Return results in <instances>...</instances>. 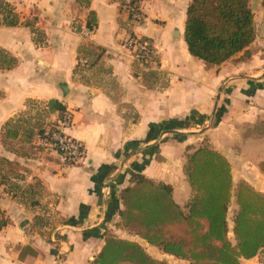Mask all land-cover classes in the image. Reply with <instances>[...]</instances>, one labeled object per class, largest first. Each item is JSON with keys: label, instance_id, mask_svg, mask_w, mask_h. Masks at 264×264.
Listing matches in <instances>:
<instances>
[{"label": "crops", "instance_id": "obj_1", "mask_svg": "<svg viewBox=\"0 0 264 264\" xmlns=\"http://www.w3.org/2000/svg\"><path fill=\"white\" fill-rule=\"evenodd\" d=\"M3 1L21 23L36 18L38 35L22 24L0 27V51L17 61L0 70V264H92L106 236L123 233L119 193L136 175L170 186L186 212L187 157L201 147L229 162L233 188L244 182L264 195V137H245L264 123V28L213 66L184 42L191 0H142L140 23L122 0ZM90 12L96 27L85 36ZM129 37L151 43L155 66L133 60L122 46ZM49 100L66 108L63 133L83 145L82 163L67 165L40 146L34 124L58 122ZM25 248L36 256L21 259ZM240 264H264V249Z\"/></svg>", "mask_w": 264, "mask_h": 264}, {"label": "trees", "instance_id": "obj_2", "mask_svg": "<svg viewBox=\"0 0 264 264\" xmlns=\"http://www.w3.org/2000/svg\"><path fill=\"white\" fill-rule=\"evenodd\" d=\"M264 7V0H263ZM36 18L21 23L13 6L0 0V27L20 24L37 36ZM96 15L90 12L86 28L93 31ZM254 17L249 0H191L186 10L184 42L189 54L207 65L219 66L245 51L255 40ZM38 43L37 38L34 39ZM17 61L0 51V70H11ZM47 110L68 116L57 100L47 102ZM56 124H34L36 135L56 132ZM245 137H264V123L246 131ZM13 138H17L14 132ZM50 138V137H49ZM185 174L193 197L184 212L172 198L168 185L155 184L141 175L119 193L122 209L118 226L132 232L163 254L187 264H240L264 249V195L241 182L233 188L229 162L215 151L201 147L187 157ZM264 172V165L260 166ZM234 189L236 213L233 217L234 243L228 239L227 214ZM1 216V213H0ZM7 221L0 219V230ZM24 251L36 256L30 248ZM92 264H167L152 258L132 241L107 235Z\"/></svg>", "mask_w": 264, "mask_h": 264}, {"label": "built area", "instance_id": "obj_3", "mask_svg": "<svg viewBox=\"0 0 264 264\" xmlns=\"http://www.w3.org/2000/svg\"><path fill=\"white\" fill-rule=\"evenodd\" d=\"M141 1L122 0L121 8L128 14L132 23H140L143 21V13L140 8ZM122 46L139 65L146 68L155 66L156 57L154 48L147 40L129 37L123 42ZM70 126L71 119L68 115L62 121L57 122L56 132L52 135H48V128H46L44 137H39V143L47 151L57 154L65 164L73 166L82 163L84 159V148L80 142L69 138L63 133Z\"/></svg>", "mask_w": 264, "mask_h": 264}, {"label": "rangeland", "instance_id": "obj_4", "mask_svg": "<svg viewBox=\"0 0 264 264\" xmlns=\"http://www.w3.org/2000/svg\"><path fill=\"white\" fill-rule=\"evenodd\" d=\"M249 8L253 14L254 17V28H255V33H256V37L255 39H259L261 33H263L262 29L264 28V7H263V0H249ZM92 32H89L87 29L83 30V34L86 36H89ZM258 47H260V45H258ZM249 52L245 53L243 56L240 57V59L238 60H245L247 57H249ZM32 104H29V106H31ZM36 105V104H35ZM37 112L40 109H34ZM251 188H253L251 185H249ZM236 188V187H235ZM254 189V188H253ZM255 190V189H254ZM232 199L229 205V209H228V214H227V221H228V239L232 244L234 243V236L232 234V227H233V217L236 213L237 210V206L235 204V198H234V189H233V193H232ZM123 233L122 234H118V235H113L115 237H124L126 238V240H130L134 238V234L126 229L122 228ZM121 235V236H119ZM125 240V239H124ZM144 250L154 259L158 260V261H162V262H166L167 264H182V262L177 261L176 259L172 258V257H168L163 255L160 251H158L157 249L154 248H150V247H146L144 246Z\"/></svg>", "mask_w": 264, "mask_h": 264}]
</instances>
